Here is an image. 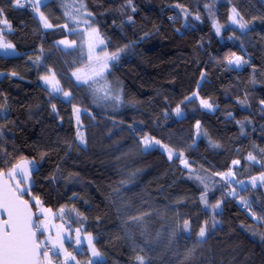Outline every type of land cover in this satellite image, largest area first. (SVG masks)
Listing matches in <instances>:
<instances>
[{
  "label": "trees",
  "instance_id": "trees-1",
  "mask_svg": "<svg viewBox=\"0 0 264 264\" xmlns=\"http://www.w3.org/2000/svg\"><path fill=\"white\" fill-rule=\"evenodd\" d=\"M21 2L0 0L17 53L0 55V171L35 165L12 181L18 194L91 234L95 264H264V0H83L104 53L117 55L106 80L118 101L72 74L89 63L77 41L59 44L79 31L66 17L72 0L43 1L48 28ZM232 53L247 62L229 66ZM49 73L57 95L42 83ZM145 136L163 150L144 152Z\"/></svg>",
  "mask_w": 264,
  "mask_h": 264
},
{
  "label": "rangeland",
  "instance_id": "rangeland-1",
  "mask_svg": "<svg viewBox=\"0 0 264 264\" xmlns=\"http://www.w3.org/2000/svg\"><path fill=\"white\" fill-rule=\"evenodd\" d=\"M33 1L36 5L35 8V14L36 16L42 21V24L44 25L45 22L48 23L45 19H41L40 13H42L39 10L40 5L45 0H28ZM72 5V6H71ZM71 7L68 5L66 6L67 13L66 17L69 21V24L72 27V31H77L74 40H60V41H68L67 44H60V46L63 49L66 48H74L76 46V41L78 42V45L80 47V51L82 52V55L84 59L86 58L88 60L87 66L79 67L78 69L74 70L72 73L76 82L78 83H84L88 87L91 88L92 92L101 99H112L114 101H118L120 97V93H117V91L113 88L112 85H110L106 80V74L109 69V65L112 62L113 59L111 57L113 55H106L104 53V44L103 41L99 38V35H97V31L92 27L90 14L84 9L83 0H72ZM1 20V18H0ZM50 25V24H49ZM66 30L68 31V27L65 26ZM78 28V29H76ZM76 29V30H74ZM10 29L8 25L0 24V35H2L3 40L5 42H9L7 39V34L5 32H8ZM95 30V31H93ZM70 32V31H69ZM59 41V42H60ZM102 41V43H101ZM11 43V42H10ZM11 52L12 50H8ZM0 54L4 55V51L0 50ZM13 56V55H9ZM117 57V55H115ZM241 56V55H239ZM85 59V60H86ZM103 63H107L108 67L99 75H96V73L99 71ZM236 69H239L242 67L239 66V68L232 66ZM49 77V81L46 82L45 80H42V83L46 88L49 89V91L57 95L61 91V85H59L58 79L56 78L55 74L49 73L46 75ZM65 93H63L64 95ZM65 97V95H64ZM197 97V96H196ZM195 97V98H196ZM68 98V97H65ZM209 111L214 112V108L209 109ZM184 112L180 111V114L176 117L184 116ZM78 132L83 135V144L81 143L80 139L78 138V132L76 135L77 141L80 145H85V137H84V127L80 124ZM149 137V136H145ZM150 138V137H149ZM144 138L141 139V144L143 145L142 141ZM152 141H155L151 138ZM163 145L155 144L152 148L145 149V146L143 145V151H149V150H163ZM23 161H28L29 163L27 165H22ZM254 161V160H252ZM17 165H22L21 167H17ZM34 162L27 159H20L17 164H15L13 167L9 168L7 170V178H9L11 181H18L20 178H29L31 174V170L34 168ZM31 200L35 204V212L36 215L39 216L38 224L42 221H46V225L42 226L40 228V231L44 233L42 235L43 237L40 238L39 241H43L44 244L42 245V260L41 264H47V261H45L43 253L47 252L48 260L51 261V264H95L98 261L103 259V256L96 250L94 244H93V236L89 233H84L81 231V229L77 226H73L72 224L68 223L67 221H62L57 218V214L50 209L44 207L42 204L37 205L36 200L37 198L32 196ZM47 209L49 211L45 212L44 210ZM79 230V231H77ZM91 237V245L89 244L88 238ZM79 241V242H78ZM95 248V250L100 254L97 257H93L92 250ZM87 252V254H85ZM53 254H57L58 261L56 262L55 258L52 257ZM80 254V255H78Z\"/></svg>",
  "mask_w": 264,
  "mask_h": 264
},
{
  "label": "snow or ice",
  "instance_id": "snow-or-ice-1",
  "mask_svg": "<svg viewBox=\"0 0 264 264\" xmlns=\"http://www.w3.org/2000/svg\"><path fill=\"white\" fill-rule=\"evenodd\" d=\"M12 3L16 6L23 7L24 4L21 2V0H12ZM4 9L0 8V16H3ZM41 19L44 20L43 13H40ZM239 17V13L233 9L232 15L229 17V19L234 24H239V28L241 30H246L248 28V25L246 22H240V19H237ZM131 19V18H130ZM196 19H199V16L196 17ZM0 24L8 25L10 29V25L8 20L2 19L0 20ZM44 27L48 28L50 27L47 22L44 23ZM214 27H216V31L219 34L220 32V26L218 24H214ZM95 31V30H93ZM61 44H67L68 41H60ZM102 43V41H101ZM12 50L9 52L8 50ZM0 50L4 51L5 56L9 55H17L15 52V46L10 42H5L3 40L2 35H0ZM117 57L113 55L111 59H116ZM37 60H39V57H37ZM247 61L244 60L242 56L236 55L235 53L231 54V57L227 59V63L229 66H235L239 68L242 64L246 63ZM108 67L107 63H103L99 71L96 73V75L101 74L106 68ZM12 75H16V73H12ZM203 77V73L201 74ZM42 80H45L46 82L49 81V77L42 76ZM65 97H68L69 94L65 93ZM197 96V93H193L191 97L186 98L187 100H192ZM264 103V101H262ZM200 104L203 108L211 109L213 106L211 103H209L208 100L201 99ZM53 111H55V105L52 106ZM74 112L77 113V123L79 124V113L80 110L77 108H74ZM177 115L180 114V108L177 107L176 109ZM197 132L198 136L201 134L200 130V124L199 121L197 122ZM78 138L80 139L81 143L83 144V135L78 132ZM143 145L145 146V149L152 148L155 144H159V141H152L151 138L145 137L142 141ZM175 154L169 150V158H174ZM180 156L183 157V153H180ZM249 160H254L255 157L252 155H249ZM182 163L187 164L186 161L183 159L181 160ZM28 161H23L22 165H27ZM239 161H233V165L238 164ZM22 165H17V167H21ZM223 179L227 180L229 177L232 176V172L229 171L228 173H218ZM261 179L264 180V174L261 175ZM255 180V178H254ZM206 191L205 194L201 196L202 202L206 201V194H207V186H205ZM37 205L40 204V201L36 200ZM220 202L217 201V203L213 206L214 208H219ZM0 209H3V211L7 214V219L0 221V264H41V261L39 260V256L41 254V248L44 244L43 241H38L37 239V229L41 228L42 226L46 225V221H42L39 224H34L33 221V214L30 211L29 208V202L26 200H21L18 195H16L15 192L12 191V189H6L3 192H0ZM45 212L49 211L47 209L44 210ZM206 224L205 226H201L200 232L198 236L200 238L205 237L206 234ZM183 227L185 230L190 229V224L188 220L184 221ZM79 231V230H77ZM89 244L91 245V237L88 238ZM79 242V241H78ZM48 253L44 252L43 256L45 261H47V264H51V261L48 260ZM93 257H97L100 254L93 248L92 250ZM143 264V262H142Z\"/></svg>",
  "mask_w": 264,
  "mask_h": 264
},
{
  "label": "water",
  "instance_id": "water-1",
  "mask_svg": "<svg viewBox=\"0 0 264 264\" xmlns=\"http://www.w3.org/2000/svg\"><path fill=\"white\" fill-rule=\"evenodd\" d=\"M6 189H12V191L15 192L16 195H18L21 200H26L20 194H18V192L15 190L11 180L9 178H7V173H5L4 171H0V192L5 191ZM29 208H30L31 213L33 214L34 224H36L35 211H34V209L32 207V204H30V203H29ZM7 218H8L7 214L3 211V209H0V221L6 220ZM37 239L39 241V236L38 235H37ZM41 255H42V248H41V254L39 256V260L40 261L42 260Z\"/></svg>",
  "mask_w": 264,
  "mask_h": 264
},
{
  "label": "built area",
  "instance_id": "built-area-1",
  "mask_svg": "<svg viewBox=\"0 0 264 264\" xmlns=\"http://www.w3.org/2000/svg\"><path fill=\"white\" fill-rule=\"evenodd\" d=\"M27 9H28V10H31V9H32V6H28ZM241 208H243V206H241Z\"/></svg>",
  "mask_w": 264,
  "mask_h": 264
},
{
  "label": "crops",
  "instance_id": "crops-1",
  "mask_svg": "<svg viewBox=\"0 0 264 264\" xmlns=\"http://www.w3.org/2000/svg\"><path fill=\"white\" fill-rule=\"evenodd\" d=\"M0 55H2V54H0Z\"/></svg>",
  "mask_w": 264,
  "mask_h": 264
}]
</instances>
